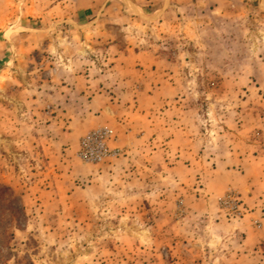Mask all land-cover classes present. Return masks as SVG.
I'll return each instance as SVG.
<instances>
[{
    "label": "rangeland",
    "instance_id": "1",
    "mask_svg": "<svg viewBox=\"0 0 264 264\" xmlns=\"http://www.w3.org/2000/svg\"><path fill=\"white\" fill-rule=\"evenodd\" d=\"M43 1L55 18L22 21L4 36L0 264H264V0H100L89 21L60 20V0ZM130 51L163 61L158 86L176 89L166 107L203 141L202 160L181 164L176 179L169 159L162 178L143 164L152 149L121 144L113 127L102 128L122 155L99 164L78 157L81 138L102 129L86 131L100 89L87 80L106 79L109 90L128 92L119 102L139 104L131 89L144 79L111 83L115 59ZM205 190L216 194L195 219L189 211L210 198ZM229 193L241 214L223 207ZM243 220L252 234L222 229L228 241L205 243L211 226L238 232Z\"/></svg>",
    "mask_w": 264,
    "mask_h": 264
},
{
    "label": "crops",
    "instance_id": "2",
    "mask_svg": "<svg viewBox=\"0 0 264 264\" xmlns=\"http://www.w3.org/2000/svg\"><path fill=\"white\" fill-rule=\"evenodd\" d=\"M47 1L51 3V0H46V2ZM69 1L70 4L74 5V9L71 7L69 9L68 6H62L63 3H67V0L59 1L60 6L57 16L60 20L86 19L89 21L95 17L96 5L100 3V0ZM42 3L45 4V1L0 0V64L5 62L4 59L7 58L8 51L10 50L9 46H11L9 41L4 39L8 29L18 28L20 23L25 20H50L51 18H55L52 9L40 7ZM17 34L18 33L15 32L10 36L13 43L18 40ZM39 35L44 40L43 47L48 41V47H50V31L48 29H43ZM14 44L17 45L16 43ZM29 47L34 48L33 46H28V48ZM163 66V61L154 53L148 51H135L133 53L130 51L127 56L123 54L120 58L115 59L114 71H116L117 75L113 77L114 81H111V83L114 82L119 85L127 84L128 77H126V74L128 73H130L131 77H141L144 79L146 87L137 88V86H135L134 89H131V96L132 98H136L139 103L138 106H129L128 103L119 102V100L123 101L129 99L128 92H123L120 90V87L117 88V92L112 89L109 90L113 84L108 85L106 79L104 80L102 78L96 82L93 79L87 80V82L91 83V88L97 84L100 89L96 88L98 92L93 98L96 105L92 108V114L96 115V119L94 124L86 127V131L102 127L117 128L119 136L118 142L121 144H126V146L128 145L131 148L142 147L146 151L152 149L149 152L152 153V155L149 154L147 157V163L143 162L145 167H149L150 165L152 168H157L161 172L156 169V174L164 178L165 171H162L161 167L163 168L164 165H167L168 163L166 160L169 159V163L174 164V167L170 168V172L174 174L173 178L176 179L181 164L185 165L189 162L192 164L197 158H199L200 161L202 160L199 155L204 144L201 139L196 138L194 125L191 124V122L189 123V120H187L185 124L183 120L180 121L181 119L176 109L173 107H166L168 98L176 94V89H174L171 83H163L166 85L162 84L158 86V83L163 82V75L161 74ZM79 80H82V78ZM100 82L104 84L103 88H101L102 85ZM153 84L155 85L154 87ZM123 160L124 164L130 165L132 162V160L128 158L117 159L118 162H122ZM125 173L124 171V176H130V174L127 175ZM218 177L219 175L214 174L211 179H218ZM141 178L138 179L140 180ZM222 178L223 180L227 179L226 176ZM166 179H168V177ZM205 191L209 193L210 198L200 199L199 201L200 203H204L205 207L198 203L195 209L189 211V214L191 216L194 215L195 219H201L205 216V213L210 211L207 205L212 203V198L216 193L213 191L209 192L210 190ZM160 205H162V203ZM158 210H160V208H158ZM213 211L217 212L216 206H214ZM172 213L171 210V214ZM237 228H240L238 232L234 230V226L232 225H221L217 223L211 226L209 235L205 236V243L209 245L222 244L224 241H228V235H223L222 232H218L222 231V229H225L224 231H226V234H239L240 232H245L249 235L254 232V228L247 222H244V220ZM208 230H210V228ZM214 230L217 231L214 232ZM248 237L243 242V246H246V249H253L256 243ZM175 238V236L171 238L172 242H175ZM175 243L177 244V242Z\"/></svg>",
    "mask_w": 264,
    "mask_h": 264
},
{
    "label": "built area",
    "instance_id": "3",
    "mask_svg": "<svg viewBox=\"0 0 264 264\" xmlns=\"http://www.w3.org/2000/svg\"><path fill=\"white\" fill-rule=\"evenodd\" d=\"M113 135L114 131L109 128L97 129L86 134L80 140L79 159L87 164H99L122 155L123 149L112 147ZM222 205L234 213L241 214L240 201L233 193H229L222 200Z\"/></svg>",
    "mask_w": 264,
    "mask_h": 264
}]
</instances>
